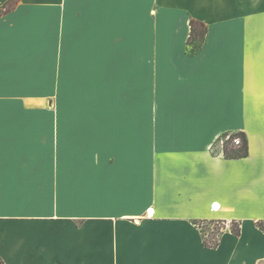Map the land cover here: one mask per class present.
I'll return each mask as SVG.
<instances>
[{
  "label": "crops",
  "instance_id": "obj_1",
  "mask_svg": "<svg viewBox=\"0 0 264 264\" xmlns=\"http://www.w3.org/2000/svg\"><path fill=\"white\" fill-rule=\"evenodd\" d=\"M235 131L249 155L228 159L216 143ZM0 262L264 264V0L0 15Z\"/></svg>",
  "mask_w": 264,
  "mask_h": 264
},
{
  "label": "trees",
  "instance_id": "obj_2",
  "mask_svg": "<svg viewBox=\"0 0 264 264\" xmlns=\"http://www.w3.org/2000/svg\"><path fill=\"white\" fill-rule=\"evenodd\" d=\"M18 0H9L4 5L0 7V15L7 13L11 11ZM191 25V34L188 41V52L190 54H195L199 51L203 41L204 37L207 33V26L204 22L196 19L191 18L190 20ZM227 138L224 140L223 145V154L228 159H238L243 158L249 155V140L248 136L243 131H235V132H225L218 141ZM217 141V142H218ZM259 227L262 225L259 224ZM232 231L234 234L239 235L240 234V225L238 223H233ZM219 243L218 236L214 237L213 240L209 241L207 238H205V244L207 246L215 247ZM2 264V262H0Z\"/></svg>",
  "mask_w": 264,
  "mask_h": 264
},
{
  "label": "rangeland",
  "instance_id": "obj_3",
  "mask_svg": "<svg viewBox=\"0 0 264 264\" xmlns=\"http://www.w3.org/2000/svg\"><path fill=\"white\" fill-rule=\"evenodd\" d=\"M42 103L43 104H51L52 103L51 97H46ZM226 139L227 138H224V139L218 141L216 143V148L217 149H223L222 147L224 145V140H226ZM200 225L203 228V230L205 231L206 238L209 241L213 240V238L216 237V235L218 234V232H220V230L224 226V224L219 223V222H214L212 224H206V225H203L202 223H200ZM232 226H233V224H232ZM213 228H215V229H213Z\"/></svg>",
  "mask_w": 264,
  "mask_h": 264
},
{
  "label": "snow or ice",
  "instance_id": "obj_4",
  "mask_svg": "<svg viewBox=\"0 0 264 264\" xmlns=\"http://www.w3.org/2000/svg\"><path fill=\"white\" fill-rule=\"evenodd\" d=\"M214 207H215V205H214Z\"/></svg>",
  "mask_w": 264,
  "mask_h": 264
},
{
  "label": "built area",
  "instance_id": "obj_5",
  "mask_svg": "<svg viewBox=\"0 0 264 264\" xmlns=\"http://www.w3.org/2000/svg\"><path fill=\"white\" fill-rule=\"evenodd\" d=\"M223 148V147H222Z\"/></svg>",
  "mask_w": 264,
  "mask_h": 264
}]
</instances>
